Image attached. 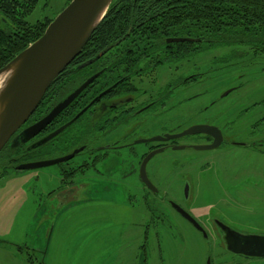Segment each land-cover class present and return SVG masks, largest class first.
Returning <instances> with one entry per match:
<instances>
[{
    "label": "rangeland",
    "instance_id": "1",
    "mask_svg": "<svg viewBox=\"0 0 264 264\" xmlns=\"http://www.w3.org/2000/svg\"><path fill=\"white\" fill-rule=\"evenodd\" d=\"M67 2L40 0L27 20L35 23L55 17ZM5 26V18L0 14V29ZM260 64L259 68L264 70V63L260 61ZM252 70H238L233 74L237 77L234 80L230 75L222 76L227 78L222 79V88L243 84L258 92L250 100L260 99L264 90L260 92L256 88L264 86V71L253 73ZM244 92L236 97L244 99ZM188 106L194 108L196 102L190 101ZM189 113L194 116L190 109ZM186 138H181L180 143L187 142ZM135 147L138 152L135 155L125 149L114 160L113 154L114 161L108 165L111 170L104 175L92 169L77 179L88 183L78 190L79 198L71 204L70 216L53 215L56 209L48 202V190L63 181L58 165L11 170L0 178V240L5 241H0V264H31L28 249L17 245L47 246L46 236L52 222L57 224L51 240V246L56 247L52 248V251L56 249L52 264H223L225 261L234 264L237 256L222 247L211 218L222 217L244 232L264 233V153L242 146L201 153L192 149H167L149 161L150 180L162 194L178 200L205 226L209 234L205 237L166 201L147 194L139 166L140 153L146 144ZM192 156L199 157L193 164H186ZM79 159L77 156L74 161ZM199 160H211V166L200 172L205 165ZM98 166L103 169L101 164ZM190 167L199 169V173L186 200L184 171ZM228 169L233 173L228 174ZM261 171L263 179L253 177ZM255 179H259L258 184H254ZM36 249L30 252L34 264H50L47 256L45 261L40 253L45 248Z\"/></svg>",
    "mask_w": 264,
    "mask_h": 264
},
{
    "label": "flooded vegetation",
    "instance_id": "2",
    "mask_svg": "<svg viewBox=\"0 0 264 264\" xmlns=\"http://www.w3.org/2000/svg\"><path fill=\"white\" fill-rule=\"evenodd\" d=\"M172 37L174 36H170L168 39ZM181 37L187 39L183 41L165 39L168 47L164 46L162 51L156 52L162 42L160 40L153 50L149 49L150 52L147 54L140 53L138 50L141 48H136L126 42L128 40L125 37L117 40V43H112L114 45L110 50L98 59L92 60L84 70H77L74 73V69H69L60 76L51 88H48L49 90L40 105L28 121L0 151V178H4L11 170H31L20 168L23 164L54 159L79 150L71 159L54 164L59 166L60 173L58 174L63 181L57 187L59 189L53 197L60 202L68 199L77 201L78 190L85 188L88 183L77 181L78 178L83 177L92 169L104 175L107 170H111L108 166L109 162L115 160V155H121L122 150L126 149L130 154L134 153L133 155L138 153L135 144H146L145 150L140 153V170L143 159L151 151L156 149H161L160 152L167 149L181 150L175 149L177 145H184L183 149L197 150L199 153L233 146L248 147L264 153V114H260V111H264V94L260 99L254 101L250 99H255L258 92L248 89L245 87L246 85H228L225 88L221 86L222 79H227L222 76L230 75L231 80H234L237 77L233 74L238 70L249 68L253 69V73L263 72L264 70L259 67L261 66L260 61L264 63V59H255L253 56L250 59H241L239 57L241 52L236 45L222 46L210 42L209 39H203L204 42L208 41L203 42L202 45H196L199 43L198 37L191 35ZM173 43L184 44L182 52L175 53L180 54L175 57L176 62L174 60L173 62L172 58L168 56L170 53H167L172 49L170 46ZM190 50H193V53ZM228 54L232 56L231 59L223 62ZM94 57L91 56L87 60ZM83 62L76 64L75 68ZM72 75V78H68ZM93 75L97 76L36 136L24 143L17 141V136L26 127L45 117L59 102ZM244 87L245 92L243 91ZM256 90L262 92L264 86L259 85ZM243 92L244 99H238L236 96ZM190 101L196 102L194 108L188 106ZM189 109L194 113V116H190ZM81 111L83 113L79 117L53 138L34 148L31 147L72 120ZM246 119L249 121L246 122ZM196 124L207 125L208 132L185 134L167 140H150L155 136L166 137L168 134L181 133ZM184 136L187 137V142L180 143V139ZM139 139L149 140L136 142ZM197 145L204 147L197 149L195 147ZM212 145L214 147H209ZM113 154L114 160L111 159ZM77 156H80V159L74 161ZM197 157L199 156H192L186 164H193ZM198 162L205 165L203 169H200V172H204L207 167L211 166V160H204V162L199 160ZM183 163L185 165L184 161ZM99 164L103 169H99ZM185 168L189 167L185 166ZM190 168V170L184 171L187 174V178L183 181V197L186 200H189L191 196L190 188L194 177H196V183L198 181L199 169ZM248 170L252 171L251 168ZM227 173L232 174L233 172L228 169ZM262 174L261 171L253 177L260 179L262 177L263 179ZM189 176L193 178L190 179ZM141 180L142 187L148 191L147 194L151 193L166 201L174 210L176 209L172 206V202H176L190 213L178 200L162 194L158 186L157 188L153 184L157 188L156 191H153L143 179ZM258 183L259 179H255L254 184ZM194 218L207 233L205 226L196 217ZM185 219L199 230L187 218ZM218 221L241 234L264 236L263 232L253 233L238 230L230 225L228 220L214 216L210 220L214 227L213 230L222 240L220 243L223 245L222 247L226 248L229 253L236 254L228 249L227 233ZM199 231L203 234L201 230ZM246 248H264V245L249 244ZM236 256L237 259H233L234 264H264V256H246L244 254H236ZM223 264L231 263L225 261Z\"/></svg>",
    "mask_w": 264,
    "mask_h": 264
},
{
    "label": "trees",
    "instance_id": "3",
    "mask_svg": "<svg viewBox=\"0 0 264 264\" xmlns=\"http://www.w3.org/2000/svg\"><path fill=\"white\" fill-rule=\"evenodd\" d=\"M39 1L0 0V14L6 21V26L0 29V68L38 39L54 19L45 17L35 23L27 20ZM185 35L198 37L196 45H202L203 39L222 46L236 45L241 59H250L251 56L260 58L259 55L264 56V0H113L80 54L58 78L69 69H74V73L84 70L81 64L98 59L99 51L119 39L126 37V42L141 48L138 50L140 53L147 54L160 40L162 42L156 52L162 51L164 46L168 47L165 40L168 37ZM171 47L167 53L176 62L175 57L180 54L175 53L182 52L184 44L173 43ZM252 51L254 53L250 54ZM190 52L193 53V50ZM91 56L95 57L87 60ZM231 57L228 54L223 62ZM17 246L28 249L29 262L34 264L30 252L37 250L26 245ZM40 253L44 254V251Z\"/></svg>",
    "mask_w": 264,
    "mask_h": 264
},
{
    "label": "water",
    "instance_id": "4",
    "mask_svg": "<svg viewBox=\"0 0 264 264\" xmlns=\"http://www.w3.org/2000/svg\"><path fill=\"white\" fill-rule=\"evenodd\" d=\"M113 0H71L48 24L44 33L19 52L14 58L0 68V151L9 139L28 121L31 115L43 100L48 88L58 76L80 54L89 41L93 32L104 19ZM187 38L172 37L168 41H183ZM116 44V43H115ZM114 44L107 46L99 53V57L105 54ZM91 61L84 62L80 67H85ZM93 75L82 83L73 93L59 102L45 117L26 127L18 136L17 141L26 142L36 136L48 125L73 99L96 77ZM83 111L77 114L69 122L53 131L45 138L37 141L31 147L34 148L61 132ZM208 132L207 125H192L181 133L168 134L166 137L155 136L150 140L177 138L185 134ZM149 139H139L143 142ZM184 145H177L175 149H183ZM197 149L202 146H195ZM214 147V145L209 146ZM76 150L68 155L29 162L20 166L24 169H34L43 166L54 165L74 157ZM161 149L151 151L145 156L141 165L142 179L153 191L157 188L149 180L146 165L150 158ZM172 206L190 222H192L205 237L208 236L201 224L182 206L172 202ZM219 225L227 233L228 249L236 254L246 256H264V248H246L249 244L264 245V236L257 234H241L228 225L219 222ZM262 244V245H260Z\"/></svg>",
    "mask_w": 264,
    "mask_h": 264
},
{
    "label": "crops",
    "instance_id": "5",
    "mask_svg": "<svg viewBox=\"0 0 264 264\" xmlns=\"http://www.w3.org/2000/svg\"><path fill=\"white\" fill-rule=\"evenodd\" d=\"M57 190H58L57 187L56 188H52V189L48 190V193H47V194L50 195V197H48L49 205H51L52 208L56 209V212L53 215L64 214L66 216H70L71 213H72L71 204L73 202H76V201L74 199H72V200L68 199V200H65L64 202H60V201L56 200V198L53 197V195H54V193ZM77 200H78V198H77ZM50 217H52V215ZM56 225L57 224L55 222H52V225H51L52 226V228H51L52 232H51V230H49V232H48L49 234H47V236H46L47 237V242H48L47 246H38L37 245V247H35L34 245H29V244L26 245V246H28L30 248H34V249H36V248H45L44 250H40V251H44V259L46 261V256H47L48 261H49L50 264H52V262H53L52 259H54V256H55V253H56V249H54L52 251V248H56L55 245L51 246V240H52V236H53V229L55 228ZM2 242H5V241H2ZM10 244L12 245V243H10ZM36 250H38V249H36ZM56 259H57V256H56Z\"/></svg>",
    "mask_w": 264,
    "mask_h": 264
},
{
    "label": "bare ground",
    "instance_id": "6",
    "mask_svg": "<svg viewBox=\"0 0 264 264\" xmlns=\"http://www.w3.org/2000/svg\"><path fill=\"white\" fill-rule=\"evenodd\" d=\"M2 81H3V77L0 78V85H1Z\"/></svg>",
    "mask_w": 264,
    "mask_h": 264
}]
</instances>
